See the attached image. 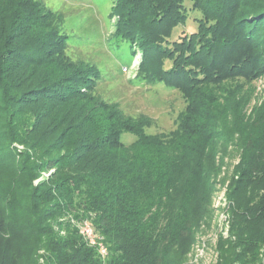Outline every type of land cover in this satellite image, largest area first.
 Returning a JSON list of instances; mask_svg holds the SVG:
<instances>
[{
  "label": "trees",
  "instance_id": "trees-1",
  "mask_svg": "<svg viewBox=\"0 0 264 264\" xmlns=\"http://www.w3.org/2000/svg\"><path fill=\"white\" fill-rule=\"evenodd\" d=\"M189 1L116 0L115 35L141 51L149 81L192 92L194 111L200 86L253 77L264 56L253 52L252 34L242 35V2ZM67 45L41 4L0 0V264H168L169 241L192 233L188 206L202 171L189 144L206 136L202 116H184L174 140L145 136L134 118L96 96L98 68L68 61L60 50ZM27 85L30 97L20 93ZM126 133L136 137L130 146ZM250 150L240 175L252 190L234 185L233 226L239 260L252 263L264 246V152ZM44 172L49 178L35 184ZM85 221L107 256L82 235Z\"/></svg>",
  "mask_w": 264,
  "mask_h": 264
},
{
  "label": "rangeland",
  "instance_id": "rangeland-1",
  "mask_svg": "<svg viewBox=\"0 0 264 264\" xmlns=\"http://www.w3.org/2000/svg\"><path fill=\"white\" fill-rule=\"evenodd\" d=\"M33 1L41 4L45 15H50L58 31L67 36V47L60 49L67 60L98 68L101 80L94 90L96 96L134 118L145 136H171L168 139L174 140L176 134H172L179 131L184 116H189V112L194 118L196 114L202 116L199 121L206 136L199 141L194 138L189 144L190 158L200 163L198 167L202 171L201 179L197 177L195 183L197 203L190 202L188 206L192 212V233L190 231L185 239L169 241L173 243L169 245L168 264H264V246L252 263L239 260L242 249L237 245L233 226L234 185L244 182L243 190H252V185H247V176L240 175L246 171V166L243 168L241 164L247 159L245 156H252L250 149L262 147L259 151L264 152V62L257 66L258 72L253 77L236 73L219 83L200 86L197 92L201 103H196L198 107L193 111L190 109L192 92L185 94L164 82H151L140 73L141 51L115 35L119 20L116 0ZM241 2L243 6L236 16L242 35L248 38L252 34L249 44L255 46L253 52L259 51L264 56V0H238ZM194 26L190 22L188 31L194 30ZM183 31V27L177 30L178 37ZM42 32L46 34L48 28L44 27ZM29 88L27 85L20 93L25 92L24 97H30ZM70 105L58 106L56 111L66 112ZM135 141L132 134L122 136L127 146ZM15 147L19 152L25 150L17 144ZM186 163L190 168V161ZM49 175L42 173L35 184ZM245 194L247 192L242 191L241 195ZM37 261L43 263V260Z\"/></svg>",
  "mask_w": 264,
  "mask_h": 264
},
{
  "label": "built area",
  "instance_id": "built-area-1",
  "mask_svg": "<svg viewBox=\"0 0 264 264\" xmlns=\"http://www.w3.org/2000/svg\"><path fill=\"white\" fill-rule=\"evenodd\" d=\"M80 231L82 235L85 237L86 241L91 246H97L100 250V253L103 257L107 256L108 249L103 244V240L100 236V234L94 229V227L90 224V222L85 221L84 223L80 224Z\"/></svg>",
  "mask_w": 264,
  "mask_h": 264
}]
</instances>
